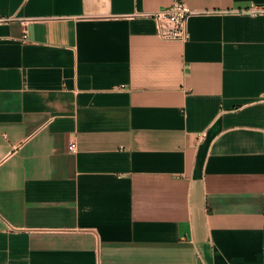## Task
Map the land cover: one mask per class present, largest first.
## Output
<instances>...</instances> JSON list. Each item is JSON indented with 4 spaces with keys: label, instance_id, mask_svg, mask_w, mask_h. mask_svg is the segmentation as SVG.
Masks as SVG:
<instances>
[{
    "label": "crops",
    "instance_id": "1",
    "mask_svg": "<svg viewBox=\"0 0 264 264\" xmlns=\"http://www.w3.org/2000/svg\"><path fill=\"white\" fill-rule=\"evenodd\" d=\"M171 1L0 0V264H264V0Z\"/></svg>",
    "mask_w": 264,
    "mask_h": 264
},
{
    "label": "built area",
    "instance_id": "2",
    "mask_svg": "<svg viewBox=\"0 0 264 264\" xmlns=\"http://www.w3.org/2000/svg\"><path fill=\"white\" fill-rule=\"evenodd\" d=\"M242 13L254 15L264 13V8L257 6H249ZM195 13L183 0H172L171 3L161 9L151 13H142L141 16L149 17L155 22V33L163 40H174L184 42L188 39L189 33L187 28L188 17ZM10 18L0 17V22L10 21ZM28 20H22V24H26ZM27 39L26 33L23 40ZM70 152L76 151L75 141H70L68 145Z\"/></svg>",
    "mask_w": 264,
    "mask_h": 264
}]
</instances>
